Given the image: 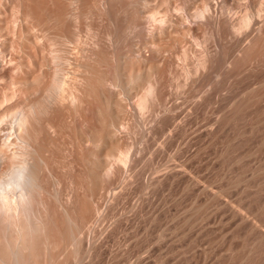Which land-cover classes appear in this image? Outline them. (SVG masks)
<instances>
[{"label": "bare ground", "instance_id": "1", "mask_svg": "<svg viewBox=\"0 0 264 264\" xmlns=\"http://www.w3.org/2000/svg\"><path fill=\"white\" fill-rule=\"evenodd\" d=\"M261 123L264 0H0V264L175 263Z\"/></svg>", "mask_w": 264, "mask_h": 264}, {"label": "rangeland", "instance_id": "2", "mask_svg": "<svg viewBox=\"0 0 264 264\" xmlns=\"http://www.w3.org/2000/svg\"><path fill=\"white\" fill-rule=\"evenodd\" d=\"M253 131L248 139L246 134L237 138L224 151L229 154L204 155L208 184L202 218L196 224L190 220L193 227L183 240L187 251L181 256L175 250L173 264H264V153L258 149L264 148V124Z\"/></svg>", "mask_w": 264, "mask_h": 264}]
</instances>
